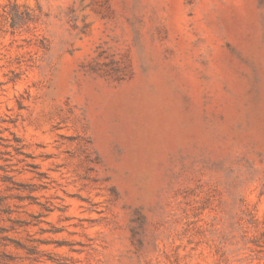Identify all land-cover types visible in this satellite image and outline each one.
Segmentation results:
<instances>
[{"label": "rangeland", "instance_id": "obj_1", "mask_svg": "<svg viewBox=\"0 0 264 264\" xmlns=\"http://www.w3.org/2000/svg\"><path fill=\"white\" fill-rule=\"evenodd\" d=\"M0 264H264V0H0Z\"/></svg>", "mask_w": 264, "mask_h": 264}]
</instances>
